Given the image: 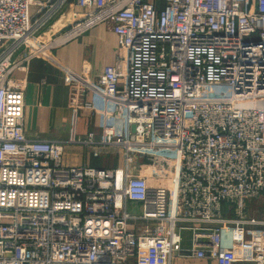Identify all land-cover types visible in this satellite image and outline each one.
I'll return each mask as SVG.
<instances>
[{"label": "built area", "instance_id": "obj_1", "mask_svg": "<svg viewBox=\"0 0 264 264\" xmlns=\"http://www.w3.org/2000/svg\"><path fill=\"white\" fill-rule=\"evenodd\" d=\"M65 5L67 25L39 32ZM102 24L122 55L94 83L66 75L91 93L74 109L97 102L100 124L70 142L95 159L116 150L117 166H66L63 145L26 138V80L13 73ZM260 101L264 0H0V264H172L183 230L193 258L253 261L244 237L264 241V221L244 209L264 199Z\"/></svg>", "mask_w": 264, "mask_h": 264}, {"label": "crops", "instance_id": "obj_2", "mask_svg": "<svg viewBox=\"0 0 264 264\" xmlns=\"http://www.w3.org/2000/svg\"><path fill=\"white\" fill-rule=\"evenodd\" d=\"M69 9L72 6H62L40 29L48 35H54L67 25ZM31 8V13H34ZM58 15V16H57ZM117 38L106 24L98 25L76 39L69 41L52 51L54 59L33 58L23 71H14L16 79L25 78L23 129L27 139L31 141H49L60 143L64 147L63 164L66 166H81L85 164L92 168H115L117 166L116 150L103 151L99 158L90 155L83 145L71 143L85 139L89 133L95 137L100 135L99 117L95 113L98 106L93 103V109H74L76 103H91V93L82 92L79 83L74 85L66 80L71 73L82 80L96 82L106 66L113 65L118 56ZM22 52L14 56L18 61ZM136 204H128V208L137 213ZM244 214L248 218L264 221V199L245 203ZM222 216L233 218V210L222 205ZM230 226H223L222 247L230 251ZM244 253L250 255L253 261L235 264H260L256 258L264 257V241L256 240L250 249L249 236L244 237ZM192 246H181L180 254L172 264H216L211 258L198 259L190 256ZM263 264V263H261Z\"/></svg>", "mask_w": 264, "mask_h": 264}, {"label": "rangeland", "instance_id": "obj_3", "mask_svg": "<svg viewBox=\"0 0 264 264\" xmlns=\"http://www.w3.org/2000/svg\"><path fill=\"white\" fill-rule=\"evenodd\" d=\"M65 21H67L66 23H68L69 20L66 19ZM220 92H221L222 95H227L228 94V90L227 89L220 90ZM250 105L256 106L258 108H264V101L253 102ZM180 236H181V238L183 240V242H182V245L183 246L186 245V244H189V241H190V232H188L187 230H183V231L180 232Z\"/></svg>", "mask_w": 264, "mask_h": 264}]
</instances>
